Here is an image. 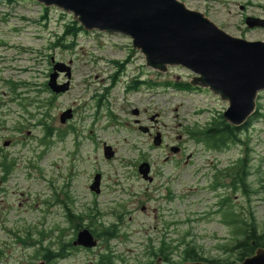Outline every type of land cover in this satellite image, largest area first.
<instances>
[{"label":"rangeland","instance_id":"374dc122","mask_svg":"<svg viewBox=\"0 0 264 264\" xmlns=\"http://www.w3.org/2000/svg\"><path fill=\"white\" fill-rule=\"evenodd\" d=\"M178 1L232 37L264 42V29L245 25L248 17L264 19V0ZM78 27L55 7L0 0V162L11 167L7 178L0 168V264H40L45 249L56 254L60 245L64 258L52 264H154L152 251L163 242L171 252L164 264L185 263L187 245L204 260L238 263L226 253L241 227L235 220L252 215L264 232V92L256 107L263 116L241 131L247 146L209 151L186 131L224 113L226 102L208 90L170 86L192 75L178 67L149 70L129 38ZM51 58L71 68L70 89L60 95L46 87ZM67 110L72 118L61 124ZM157 134L160 146L153 145ZM246 148L253 193L234 192L230 179L212 190L217 172ZM141 163L153 183L139 176ZM96 174L99 194L89 189ZM68 214L80 220L72 223ZM101 225L114 226L117 238L96 236ZM83 229L95 233L96 249H72Z\"/></svg>","mask_w":264,"mask_h":264},{"label":"water","instance_id":"95a60500","mask_svg":"<svg viewBox=\"0 0 264 264\" xmlns=\"http://www.w3.org/2000/svg\"><path fill=\"white\" fill-rule=\"evenodd\" d=\"M33 1L71 14L83 31L129 38L133 49L142 55L146 67L153 72L165 74L171 67L188 71L192 75L189 81L192 87L208 90L227 103L222 117L233 127L243 126L256 112L257 97L264 92V42L232 37L205 15L187 9L178 0ZM245 25L250 30L264 29V19L248 17ZM50 62L52 72L47 88L54 95L63 94L70 88L71 68L53 58ZM59 75L66 80L63 84L58 83ZM71 118L72 111L67 110L60 115L59 121L65 124ZM140 130L148 132L147 128L140 127ZM9 144L6 142L4 146ZM160 144L161 135L157 134L153 145ZM177 150L171 149L173 153ZM103 151L106 159L113 157L110 147L104 146ZM137 171L144 182H153L147 163H141ZM100 180L101 176L96 174L90 191L99 194ZM72 245L91 250L97 246V240L89 230L83 229L78 231ZM154 264H164L163 259L156 258ZM234 264H264V248Z\"/></svg>","mask_w":264,"mask_h":264},{"label":"trees","instance_id":"16d2710c","mask_svg":"<svg viewBox=\"0 0 264 264\" xmlns=\"http://www.w3.org/2000/svg\"><path fill=\"white\" fill-rule=\"evenodd\" d=\"M10 2V0H7ZM75 25V23H74ZM81 31L83 29L78 27ZM179 91H193V90H201L200 88L192 87L189 83H172L169 84ZM254 118L262 117L257 111L254 113ZM251 119L240 127H233L226 123L222 117V114H218L203 127H192L188 128L186 131V135L189 140H192L196 144L203 146L209 151H222L225 150L226 147L242 144L247 146L246 142H243L241 137V131L247 130L251 125ZM249 153L250 151L246 148V151L241 155V157L232 165L223 169L222 171L217 172V176H215L214 183L212 184L211 189L217 190L219 188H225L223 185L224 180L230 179L232 182L228 185L229 188L233 189V191H240L246 197H249L253 191L250 189V185L248 183V177L250 176L249 169ZM0 168L2 169V173L5 178L10 175L11 167L9 166L7 159H4L0 162ZM228 201V199H223L220 203V206H223L224 203ZM228 214L233 217H236L233 212H231V206L228 207ZM237 218V217H236ZM68 219L73 223V220H80L78 216H73L68 214ZM241 227L237 232L236 237L233 239L230 245L226 246V253L234 254L235 262H242L246 258L252 256L255 251L259 248H264V232L259 233L257 225L255 223L254 217L251 215L249 218L243 220H235ZM76 230L81 228V225L78 223L74 227ZM92 234L93 233L92 231ZM96 236H100L106 241L115 240L117 238L116 229L114 226L105 227L101 225V231L96 234ZM169 246L165 242L162 243V247L157 251H152V257H162L165 262H170L171 252L169 250ZM43 260L48 264H52L56 262L59 258H64V250L58 254H54L48 249H45L43 252ZM108 263L110 264V260ZM182 261L184 262H206L209 264H220L218 260H204L198 253L197 249L192 246H186L183 250ZM228 263V261H226Z\"/></svg>","mask_w":264,"mask_h":264},{"label":"flooded vegetation","instance_id":"af4514ba","mask_svg":"<svg viewBox=\"0 0 264 264\" xmlns=\"http://www.w3.org/2000/svg\"><path fill=\"white\" fill-rule=\"evenodd\" d=\"M117 64V63H116ZM148 132H149V130H148ZM153 183V182H152ZM75 238H76V236L73 238V240H75ZM73 242V241H72ZM72 242H71V247H72V249L73 250H78V251H80V250H88V249H84V248H81V247H79V246H77V247H74L73 245H72ZM97 245H98V242H97ZM97 247V246H96ZM96 247L94 248V249H96ZM65 248H66V246L65 245H60V247H59V251L56 253V254H58V253H60L61 251H63V250H65ZM91 250H93V249H91ZM46 263V262H45ZM48 264V263H47Z\"/></svg>","mask_w":264,"mask_h":264}]
</instances>
